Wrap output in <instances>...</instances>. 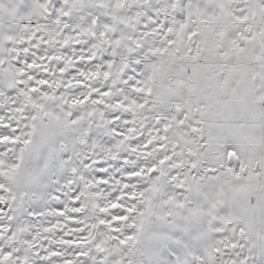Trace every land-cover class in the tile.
Segmentation results:
<instances>
[{
	"label": "snow or ice",
	"instance_id": "obj_1",
	"mask_svg": "<svg viewBox=\"0 0 264 264\" xmlns=\"http://www.w3.org/2000/svg\"><path fill=\"white\" fill-rule=\"evenodd\" d=\"M0 264H264V0H0Z\"/></svg>",
	"mask_w": 264,
	"mask_h": 264
}]
</instances>
